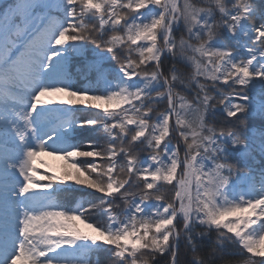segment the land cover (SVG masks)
I'll list each match as a JSON object with an SVG mask.
<instances>
[{
    "label": "snow or ice",
    "instance_id": "1",
    "mask_svg": "<svg viewBox=\"0 0 264 264\" xmlns=\"http://www.w3.org/2000/svg\"><path fill=\"white\" fill-rule=\"evenodd\" d=\"M100 253L264 264V0H0V264Z\"/></svg>",
    "mask_w": 264,
    "mask_h": 264
},
{
    "label": "trees",
    "instance_id": "2",
    "mask_svg": "<svg viewBox=\"0 0 264 264\" xmlns=\"http://www.w3.org/2000/svg\"><path fill=\"white\" fill-rule=\"evenodd\" d=\"M258 2H259V0H258ZM90 22H91V21H90ZM89 135H90L89 132L84 131V132L81 134V136H80L81 141H82V142H83V141H86V140L89 138ZM84 147H85V150H87L86 145H85ZM62 164H63V162H62ZM62 164H61V165H62ZM60 169H61V168H60ZM59 171H60V170H59ZM59 171H58L57 173H59ZM182 251H183V249H182ZM95 258H96V256L93 255V259H95ZM99 259H100V261H101V264H108L107 253H100V254H99ZM257 259H259V258H257ZM160 264H163V260L160 261Z\"/></svg>",
    "mask_w": 264,
    "mask_h": 264
},
{
    "label": "rangeland",
    "instance_id": "3",
    "mask_svg": "<svg viewBox=\"0 0 264 264\" xmlns=\"http://www.w3.org/2000/svg\"><path fill=\"white\" fill-rule=\"evenodd\" d=\"M42 159H44L49 166H51L55 171H58L61 167V160L56 159L54 157H49V156H43Z\"/></svg>",
    "mask_w": 264,
    "mask_h": 264
}]
</instances>
